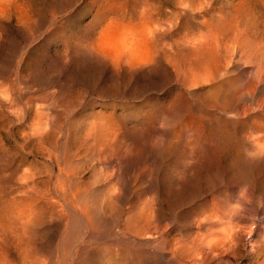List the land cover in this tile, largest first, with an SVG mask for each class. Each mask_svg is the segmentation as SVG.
I'll return each instance as SVG.
<instances>
[{"label": "rangeland", "instance_id": "rangeland-1", "mask_svg": "<svg viewBox=\"0 0 264 264\" xmlns=\"http://www.w3.org/2000/svg\"><path fill=\"white\" fill-rule=\"evenodd\" d=\"M110 1L0 0V179H3L0 181V196L14 186L18 176L31 168L30 172H35L39 167L37 176L43 169L45 175L51 173L53 181L54 173L45 167L49 162L48 147L39 150L34 139L26 138L34 132L36 123L45 122L47 116L48 119L55 117L51 122L56 132L62 129L64 135L70 130L80 137L86 133L87 126L100 123L103 116H112L116 121L123 116L140 120L142 116L153 118L156 114L158 123L167 122L159 124L161 129L178 135L177 164L182 177L222 178L226 180V209L244 208L242 201L251 197L255 208L264 210V183H261L264 180V0ZM145 17L147 20L150 17L153 24L149 20L147 23ZM161 43H165L164 48ZM151 48L157 52L153 53ZM93 52L104 56L101 58ZM105 56L113 63L109 64ZM141 57L151 60L144 63ZM152 60L156 61L153 63ZM193 72L198 75L191 76ZM203 72L207 74L203 75ZM198 77L202 81L206 79L203 83L207 84L204 85ZM191 78L194 81H190ZM197 82L202 83L201 86ZM145 119L135 125L148 127L152 124V120ZM92 127H88L87 133L97 132V128ZM167 143L164 144V177L170 176L173 166L172 148ZM30 147L34 151L31 152ZM80 150L82 153L83 149ZM92 151L91 156L80 160L83 169L84 164L89 163L90 167L93 163V173L114 182L110 176L116 170L115 160H108L104 169L97 162L96 152L93 151V155ZM192 155L198 159L193 160ZM86 173L85 170V177L91 174ZM130 176L135 180L136 173ZM240 179L251 182L252 187L245 189ZM236 184L237 189L228 188ZM185 185L183 189L188 187ZM240 185L245 190L239 188ZM113 187L127 202L132 200L133 191L128 193L130 190H123L117 184ZM109 188L102 187V195ZM136 189L134 197L141 194L139 187ZM258 197L259 201L256 200ZM64 213L77 218L66 207ZM257 218L259 228L256 234L264 236L261 235L264 233V217ZM118 225L116 229H122V224ZM101 229L102 224L99 231ZM97 241L104 246L107 239L100 236ZM247 241L245 247L249 250ZM252 261L243 253L239 263L250 264Z\"/></svg>", "mask_w": 264, "mask_h": 264}, {"label": "bare ground", "instance_id": "bare-ground-1", "mask_svg": "<svg viewBox=\"0 0 264 264\" xmlns=\"http://www.w3.org/2000/svg\"><path fill=\"white\" fill-rule=\"evenodd\" d=\"M180 3L182 4V1ZM142 6L144 7V5ZM114 15H117V13ZM144 15L147 14L145 13ZM145 18L147 22L150 17H148V20L147 17ZM112 19L114 18L112 17ZM151 20L149 21L151 22ZM143 24L145 25V23ZM165 25L167 28V24ZM165 25L163 26L165 27ZM154 27H156L155 24ZM160 28L162 30L161 26ZM154 30L152 31L155 32ZM159 32L161 33L162 31ZM147 36H144L145 39H147ZM152 36H150L151 39ZM159 41L160 39L157 42ZM145 43L147 44V42ZM164 44L161 45L162 48H164ZM109 48L112 49L111 47ZM114 50L117 51L116 48ZM124 50L126 51V49ZM106 51L104 50V52ZM155 51L153 50V53ZM128 52L130 53L129 49ZM170 52L173 53V50ZM93 54H96V52H93ZM106 54L108 55L109 53ZM96 55L100 54L97 53ZM149 56L151 55L149 54ZM143 57L145 56L143 55ZM105 59L107 60L106 56ZM146 59L149 60L148 58ZM147 60H144V63ZM108 62L109 64L113 63L111 59ZM135 64L138 66L137 63ZM129 65L131 66V64ZM139 65L145 66L144 64ZM128 67L127 65L126 68ZM214 67H216V64ZM154 68L156 69V67ZM203 68L205 69V66ZM204 72L202 73L203 75L207 74ZM194 74L196 75L197 73L193 72L191 76ZM214 75L212 74V76ZM196 76L193 78L195 79ZM193 78L189 80L194 81ZM199 79L198 81H202V79ZM197 83L199 84V82ZM154 116L153 118L152 116H142L139 118L140 120L132 118L133 116L130 118L123 116V118L118 117L116 121L112 116H103L100 123L94 122L96 123L94 124L91 122L92 126L94 124V129L97 128L96 133H87L88 127H92L87 126L86 133L80 137L70 133V130L64 135L62 134V129L56 132L57 130L55 131L53 128L55 125L52 126L51 122L55 117L48 119L47 116L45 122L36 123V128H33L34 124L32 123L34 132L28 136L25 134L26 138L34 139L37 142L36 145H39L36 147L39 150L40 148L43 149L44 146L48 147L50 155L48 154L49 162H46V164L49 166L44 163L42 166L45 165L49 172L54 173L53 181H51V173L47 175L42 173L44 169L43 171L42 169L38 170L39 172L42 171L40 172V175H44L42 178L39 177L40 175L37 176L39 173H36L39 167L35 172H30L32 168L31 170L25 169L26 171H24L22 176H18L17 179V176L15 177L16 182L14 181L15 179L12 180L15 182L14 186L12 185L8 192L4 193L5 190L3 191V195L0 196V264H241L239 262L243 258V253L249 260H253L250 264H264V236L256 234L259 228L256 218L260 217L261 219L264 217V210H257L251 197H249L250 199L245 197L246 199L242 201L243 205H245L244 208L229 210L227 207V210L226 180L222 178L205 179L203 178L204 176L190 175L187 178L182 177L178 172L177 164L178 135L176 133L169 134V132L161 129L159 124L163 121V116L160 118L162 121L159 123V120H157L158 116ZM164 116L167 115L164 113ZM32 118L30 119L31 122ZM36 118L34 117V119ZM144 119L153 121L150 124L151 126L148 125L150 128L142 127V124V126L139 124L135 125L136 122ZM60 123L57 125L59 126ZM23 126L25 127V125ZM50 127H52V130ZM69 127L67 128L69 129ZM29 132L27 133L29 134ZM25 135L23 136L25 137ZM22 139L24 140V138ZM61 140L64 141L59 144ZM166 141L171 145L173 158L172 172L169 177H164L163 175L166 154L164 144L167 143ZM151 148H153V151H150ZM29 149L32 152L33 149L31 147ZM80 149H83L82 153H80L82 151ZM91 150L96 152L92 151L93 155L95 153L98 156L99 161H96L104 169L108 165V160H115L116 170L110 176L113 177L114 182L112 179H101L99 177L100 174L93 173V163L90 167L88 166L89 163L84 164L85 169H83V164L80 163V160L92 154L90 153ZM45 151L47 150L45 149ZM113 154L116 156L114 157ZM194 158L196 159L197 156L193 157V160ZM190 161H192V158ZM62 164L63 168L61 167ZM30 167L33 166L30 165ZM85 170L87 173H91L89 177H85ZM133 172L136 173L135 180H131L130 174ZM4 178L6 179V177ZM8 179L10 180V178ZM240 180V184L244 185L245 189H247V186H249V189L252 187L251 182ZM108 182L109 184L111 183V186L108 185ZM1 183L3 185V182ZM261 183H264V180ZM116 184L122 186L123 188L121 189L123 190H130L128 193L133 191L134 195L137 191L136 188L139 187L143 196L139 194L134 197L131 193L133 195L132 200L127 202L123 199V195L120 196L119 193H116L115 188L117 186L113 187ZM184 184L188 186L185 189L182 188ZM237 184L239 185V183ZM237 184L229 185L228 188L237 189ZM242 185L239 188L242 187L241 189H243L244 186ZM107 186L110 188L103 192L105 195H102V187L107 189ZM0 192L2 193V191ZM209 197H212V199H208V201L207 198ZM220 198H225V200H220ZM256 200L259 201V197ZM126 204L128 206H125ZM64 207L76 214L77 218L64 213ZM100 223L103 225V229L100 230L101 233L99 231ZM118 224H122V229H116L119 226ZM261 235H264V233ZM100 236L107 239V242H104V246H101L102 244L97 241ZM247 239V243L250 246L249 250H246L245 247Z\"/></svg>", "mask_w": 264, "mask_h": 264}]
</instances>
